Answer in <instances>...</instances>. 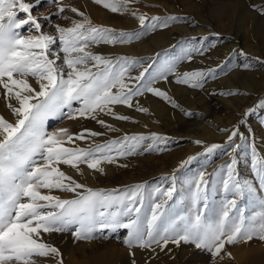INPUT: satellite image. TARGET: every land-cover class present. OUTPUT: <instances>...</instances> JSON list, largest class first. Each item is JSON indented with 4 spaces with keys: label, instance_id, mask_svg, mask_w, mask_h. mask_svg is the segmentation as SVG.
<instances>
[{
    "label": "snow or ice",
    "instance_id": "6c2138e0",
    "mask_svg": "<svg viewBox=\"0 0 264 264\" xmlns=\"http://www.w3.org/2000/svg\"><path fill=\"white\" fill-rule=\"evenodd\" d=\"M46 2L56 7L57 17L71 11L82 19L72 20L67 28L57 25L55 34H51L43 31L40 18L33 14L42 0H0V98L14 118L8 120L0 115V264H64L60 249L47 242V237L54 233L71 234L74 242H91L120 239L119 230L123 229L126 236L122 243L133 257V249L155 252L157 248L164 251L169 244H184L207 253L213 264L217 258H231L226 246L248 244L254 239L264 242V160L257 157L255 149V183L238 177L234 158L211 177L201 172L189 189L191 207L185 214L175 211L179 203L174 200L175 176L169 178L171 184L166 189L157 187L147 194L142 184L105 192L88 188L61 169L64 165L82 175L80 166L86 165L87 169L104 174L102 164L135 154L145 139L163 138L155 134L150 138L124 136L121 141L81 148L74 146L76 141L101 133L84 129L73 134L67 128L49 131L46 124L50 119H91L112 131V126L100 117L129 120L114 111L116 105L147 113V109L133 103L135 97L145 93L178 107L166 92L152 86L160 79L166 81L173 74L177 84L201 88L215 72L210 69L176 74L170 64L149 71V64L132 77L129 69L141 61L112 59L90 51L102 43H129L134 38L131 34H116L112 29L94 26L87 16L63 0ZM93 2L113 13L129 11L130 0ZM258 11L264 15V9ZM132 15L148 31L169 27L170 21L176 20L152 17L146 23L145 15L134 11ZM44 19L51 23L50 18ZM185 58L190 60L191 55ZM259 107H264V101ZM237 137L243 139L234 127L224 145L228 152L238 147ZM221 147L213 144L206 152L213 153ZM193 159L189 157L181 166ZM217 176L219 181L214 179ZM217 183L223 194L219 208L212 199ZM257 190L262 194L259 210L246 215V208L238 205V200L247 196L255 207ZM57 191L71 193L73 197L62 199L53 194ZM132 264H136L135 259Z\"/></svg>",
    "mask_w": 264,
    "mask_h": 264
},
{
    "label": "rangeland",
    "instance_id": "374dc122",
    "mask_svg": "<svg viewBox=\"0 0 264 264\" xmlns=\"http://www.w3.org/2000/svg\"><path fill=\"white\" fill-rule=\"evenodd\" d=\"M242 1L245 3V5L247 7L251 8L252 10H255V6L253 7L254 0H242ZM63 2H64V4L70 5L71 7H76L80 12H82L85 16H87L92 21V24L94 26L106 27V28L114 30V32L116 34L123 32L126 34H131L134 37L131 40V42H129V43L116 44L115 46L102 43L98 46H93L92 48H90L91 49L90 51L95 49L96 52L92 51L94 53H98L97 52L98 50L108 51L109 49H110L109 52H112V51L115 52L113 50V48H120L124 45H128V44L134 43L136 41H145L146 39L155 35L157 32L163 33V31H165L167 29L176 28V26L179 27V26L187 25V26L193 28L194 26H192V24L196 21H200V23L201 22L205 23L207 21H211V22L213 21L212 22L213 24L210 25L211 30H210L209 34H212L211 31H213V34L216 35V37H218L219 39H221L220 40L221 42L218 43V41H216V40L215 41H210V40L202 41L201 40L202 34H199L200 36L199 35L192 36L194 39H192L193 41H191V40L190 41L194 42V44L193 43H191V44L195 45V49L190 54L191 58H194V57L202 58L203 56H206L210 52V50H213V49L218 48V47L221 48V46H223V47L224 46L225 47L230 46V42L232 41L231 39L225 40L227 37V33L225 32V30L217 27L213 16L212 15H211L212 17L210 16V12H209L210 5H213L215 2L219 3V2H221V0H195L194 2L196 4H199L203 9H206L205 12L201 13V18L200 17L197 18L198 14H196L193 9L185 6L187 4L188 0H130V2L128 4V8H132V9H129L128 12H125L123 14L113 13V12L105 9L101 5L94 3L93 0H63ZM249 3H252V4H249ZM171 5H173L175 7L174 8L176 10L175 12H172L170 10ZM133 11L138 13V14L145 15L148 18L146 23H150L152 17H157L161 21L165 20L168 17H175L176 20L170 21L169 27H166V28L157 27L154 30L148 31V30H145L141 27L138 20L132 15ZM55 12H56V7L48 5L46 0H42V3L37 8L33 9V14L36 15L38 18H40V22L44 26L43 27L44 32L55 34V26L59 25L61 27H65V28L71 27V21L72 20H81L82 19V17L72 13L71 11H66L65 13L61 14L60 17H57L56 15H54ZM236 13L231 16L232 19L235 17L234 20H236L238 18V16L241 14V12H236ZM21 15H23V14H21ZM129 16H131V18ZM44 17L50 18L51 23H48L44 19ZM64 17H67V19ZM130 20H132V22H130ZM224 21L225 22L227 21V17H225ZM200 29L203 30V27ZM258 30L259 31L257 32V35H254L252 32H251L252 34L249 33L248 35H246L243 42L248 44V46H250V47H255V48L257 47V49H258L259 48L258 44L261 43V41L264 42V31L260 30V28H258ZM138 33H140L141 35L137 36L136 34H138ZM230 33H231V35H229L230 37H233L237 34L235 29L231 30ZM179 34L180 33H178V31L175 30L170 35L172 37H178ZM228 42H229V44H228ZM211 44H215V47H209V45H211ZM241 44H242V41L241 42L240 41H234L235 47L233 48V51L229 52V54L230 53L231 54L230 55L228 54V56L223 57V59H221V57H219L222 55V53L221 54L217 53V55H215V56L208 57V58L217 59L218 60L217 65L218 66L211 64V62H210L211 59L210 60L209 59L201 60L199 62L189 63L188 65L186 64L187 66L184 67V69L180 73V74H183L185 72H192L195 70L208 71L210 69L214 70V72H215L214 76L207 78L204 81L203 86L201 88H191L192 91L190 90L193 93L192 99L194 101L197 100L198 98H200L202 100V103H204L205 107H203V108H205L206 111H203L201 103L197 102V104H195L196 108H197L196 111L199 112L200 114H202L203 116L208 117V118L204 119L205 120V121H203L204 124L202 123L204 126H207V127L210 126L211 124H209L210 123L209 120L211 118H209V117H211V115L215 111H218V110L220 111L222 108H224L223 104L220 103L217 99H223V98L225 99V98L229 97L226 95H224V96L218 95V93H222L221 89L215 90V87H218V86L222 87L228 83L234 85V83H231L232 81H235L236 84H238L239 86H242V85H240V83H241V81L239 80L240 78H238V79L236 77L232 78L231 75H232V72L235 70H238V68L241 69V72H249V69H244L245 67L242 69V66H245L247 63L244 61L245 57L253 58V59L257 60V63H261V62L263 63L262 64L263 66L259 67L256 65L255 67H253V69H252L253 71L259 70V69L264 67V54L262 52L261 53L258 51L256 52V50L254 51V50H252V48H250V49L244 48V47H242ZM168 48H169V50H168ZM168 48H167V50H164V48H163V52L158 53L159 55L158 54L157 55L152 54V55L144 56V57L140 58L139 60H137V61H141V62L143 61V63L140 64L142 66H140V65L132 66L129 69L130 76H132V77L138 76L140 71H142L143 68H147L149 64H152V69H150L149 71H152L153 69H160L164 65L170 64V65L174 66L173 67L174 73H177V70L180 69V67L183 64H185V63H183V64L178 63L179 60L177 58V55H178V50L180 47L178 46V44L176 45V43H175L174 46L168 47ZM150 49H151V47L147 48L146 50H150ZM238 49H239V51L237 52V54H236V52L234 54V51H236ZM262 49H264V48H262ZM200 50H203L202 54H201ZM241 53H243V54H241ZM117 57H120V56H117ZM123 57L126 58L127 56H123ZM250 61H252V60H250ZM257 63L255 61V64H257ZM145 65H146V67H145ZM137 67L142 68L140 70L138 69L139 73H137L138 72V70H136ZM255 68H257V69H255ZM174 76L175 75H173V74H169L167 79L174 78ZM226 78H227V80H226ZM228 79H229V82H228ZM160 81H163V79H160ZM222 81H224L226 83L224 84V82H222ZM156 83H158V82H155L154 84H156ZM154 84L152 85L153 87H154ZM242 84H244V83H242ZM177 85L183 86V84H177ZM154 88H156V87H154ZM160 90L163 91L162 89H160ZM153 96L154 95L151 93H145L142 96L135 97L133 103H134V105L136 103H138L139 105H144L146 103V101L148 102V99L152 98ZM174 100L176 101V99H174ZM262 101H264V92H262L261 94H255L254 97L250 98V102L245 107L246 108L245 113L248 112V110H250V109H252L253 111H251L247 117H245V113H244V115L239 118L240 120L238 119L235 121L236 123L234 122V127L238 128L240 134L243 136V139L240 140V144H239L240 146L239 147L243 146V148L246 149L245 150L246 153H248V155L250 156V161H246V163L244 164L246 166H243L244 170H242V171L238 170V164H240V163H236L235 171L238 174V177L242 180L243 179H246V180L251 179V181L253 179L256 180V178L254 176L253 167H252V165H253V149H255L257 157L260 160H264V118L262 117L263 115H261L260 107H259V105L261 104ZM177 102H179V101H177ZM182 106L185 107L184 105H182ZM166 117H167V119L165 120L164 118H166ZM166 117H162L161 121H163L162 123H164V124L168 123L167 127L165 128L167 131L169 130L171 132L174 130L178 134H182L185 131L186 127L191 128L190 126L184 125L182 123L179 124V122H177L178 119L177 120L174 119V117H172L171 115H169V116L167 115ZM221 117L224 120L226 119L225 115H221ZM192 120H194V119H192ZM192 120H190V121H192ZM242 120H244L245 122L241 123ZM211 121H212V119H211ZM70 123L72 124V121L69 119H50L46 124V128L49 131H51L53 129L56 130L58 128H67L68 129V127L70 126ZM254 124H255V128L254 127L252 128V126ZM189 125H191V124H189ZM81 126H84V125L81 123V124H78L77 127L83 129ZM164 126H166V125H164ZM77 127H75V130L78 131ZM210 127H212V126H210ZM85 129L91 130V128L89 126H86ZM113 131L114 130H112L110 133L113 134L112 133ZM168 137H170L169 139H171V140L173 138L176 139V137L171 138L170 135L169 136L167 135V138ZM227 138H228V136H226L225 139L222 140V142H221L222 147H221V149L219 148L220 149L219 152H218L219 149H217L213 153H207L206 148L213 145V144H209V145H207V147L205 149H200L199 146H196V149H194L193 152H191L188 156H186V158H189V157L199 158L197 160L198 163H199V161H201L203 159L204 160L207 159L206 160L207 162H206V164H204L205 166L203 165V167L196 168L197 166L194 163H193L194 165L190 166V169L193 172V174L191 173V175H188V177L186 179L184 178V181H185L184 187L186 190L190 189V187L193 185V183L197 179L198 174L200 172L210 170V171L206 172V177H211L214 172H216L223 165L227 164L230 160H232L234 158L236 151L234 150L233 153H231V152H228V149L226 147H224ZM235 143H237V140H235ZM142 144L143 143H141V147L139 148V150H141V148L143 146L147 147V145H148V144H143V145ZM152 144H155V145L151 147V150L145 149L142 152L140 151V155L138 156V160L143 159L144 161H149L150 164L154 163V161H157V164L159 165L160 171H154L152 168H146L143 170L141 166L147 165L148 162H145L142 165V161L132 160L131 158H133V155H128L126 157H127V159H130L129 162H127L129 164V166L125 167L122 165L121 166L118 165L119 170L115 174V176L112 177V180H111V181H113L112 185L108 186V188L104 187L105 192H112L113 190H124V189L130 188L131 184L136 182V184L145 185V192L147 194L149 192H152L157 187L162 188V189H166L167 187H169L171 184V180L169 178H171L173 176H175V183L177 184V181L181 177L180 174H183L185 172L184 171H183V173L178 172V170H181V169H180V167L178 168L177 166L174 168H171V170H169L170 163L171 162L173 163L175 160H177V162L179 163V161L182 157V153H184L188 149V146H191L190 142L182 138V140H179V141L175 140L173 142L168 143V145L166 144L164 146H159V144L156 143V141ZM111 154L114 155L115 152H112ZM192 154H198V155L193 156ZM208 154H210V156ZM208 157H210V158H208ZM208 159H210V160H208ZM81 166L86 167V165H81ZM166 169H167V171H166ZM182 170H181V172H182ZM196 170H198L200 172H198ZM100 176L102 178L98 179L97 182H100V183L106 182V179L103 176V174H101ZM214 179L219 181V176L215 177ZM219 187H221V185L219 183H217L216 184L217 191L212 194V199L214 202L217 198H219V196H221L220 194H222V193H220ZM92 189L93 190H100L101 188L94 187ZM261 195L262 194L259 192V190H257V198H256L255 207L253 206V204L249 203V198L247 196H245L244 199L238 200V205L245 207L246 208V215H249L253 211L259 210L258 200H259ZM220 199L221 200L223 199V194H222ZM174 200L179 201V203L177 204V206L175 208V211L180 213V214L187 213V211L189 210L191 205H189L190 204L189 202H187V204L185 202L183 204H181L180 201H183V200L181 199V194L177 193V191H176V193H174ZM172 203H173V201H169V204H172ZM186 205L189 206L188 210L186 209ZM219 206H215V207L219 208ZM55 235H57V236H55ZM125 236H126V230L121 229V230H119L120 239H116V238H112V239H108V240L96 239V240H93L91 242H84V241L74 242L73 238L72 239H65V238L62 239L59 237V234L54 233L50 237H47V242L53 244L54 246H56L60 249V251L62 252L63 257H64V264H66L65 252H64L65 247H66V249H71V252L73 254L72 256L76 262H80L83 264H100V262L103 258V256H101V255L106 254L107 252H108V255L110 256V260H113V261L115 260L114 264H132L133 259H135L136 264H155L154 262H156V260L158 258L161 259V262H162L161 264H173L175 262V261H172V263H170V259H169L170 257L168 255L164 256L163 253L165 251L164 252L161 251L162 253L159 252L160 251V250L158 251L159 248H157V251H155V252H152L150 250H143V251L140 250L141 251V252H139L140 254L134 255V257L131 256L129 253H127L128 252L127 250H129V249L126 248L122 243V239ZM72 242H74V243H72ZM257 244L259 245V243H257ZM262 246L263 247H261V249H262V252L264 253V245H262ZM229 247L226 246V250H229L232 246L230 248ZM81 249H84L83 250L84 253L83 252L81 253V251H82ZM192 249H194V246H192ZM119 250H121L123 253H119ZM194 250H196V249H194ZM124 251H126V252H124ZM196 252H197V250H196ZM199 252L200 251L198 250V253ZM200 253L202 254V255L200 254L201 257L203 258V256H204V258L206 259L204 264H213L211 257L207 253H202V252H200ZM160 254H162V255H160ZM222 255H223V253H222ZM165 257L166 258L168 257L167 260L164 259ZM224 257H226V256H224ZM207 260H208V262H207ZM209 260H211V261H209ZM225 260H226L225 264H230L229 258H228L229 261L226 258H223V260L220 258H217L215 260L214 264H222V263L224 264V262H222V261H225ZM163 261H165V263ZM201 264H203V262Z\"/></svg>",
    "mask_w": 264,
    "mask_h": 264
},
{
    "label": "bare ground",
    "instance_id": "6f19581e",
    "mask_svg": "<svg viewBox=\"0 0 264 264\" xmlns=\"http://www.w3.org/2000/svg\"><path fill=\"white\" fill-rule=\"evenodd\" d=\"M194 1L195 0H188L187 4L185 6L193 9L194 12L196 14H198L197 18L198 17L201 18V13L205 12L206 9H203L199 4H196ZM30 2H31V0H30ZM249 4H252V3H249ZM253 4H254L253 7L255 6V10H252L251 8L247 7L242 0H221V2H219V3L215 2L213 5H210V7H209L210 8L209 9L210 16L211 15L213 16L214 21L216 23V26L225 30V32L227 33V37L225 40L231 39L232 41L230 42V46H228V47L221 46V48L218 47V48H215L213 50H210V52L206 55L207 57L206 56H203L202 58L194 57V58H191L190 60L185 58L188 55H190L191 52L194 51V49H195V45H193L194 42H191V41H193L192 39H194L192 36L202 34V37H201L202 41H205V40L215 41L216 40V41H218V43L221 42L220 41L221 39H219L218 37H216V35L213 34V31H211L212 34H209V32L211 30L210 25L213 24L212 23L213 21L212 22L207 21L205 23L201 22L202 24L200 23V21H196L194 23L192 22L193 23L192 26H194L193 28H191L187 25L179 26V27L176 26V28L167 29V30L163 31V33L157 32L155 35L151 36L150 38L146 39L145 41H136L134 43L124 45L120 48H113L112 47L115 52H113V51L109 52L110 49L108 51L98 50L97 54H102L103 56L109 57L112 59L118 58L117 56H120V57L127 56L126 58H128L130 60H139L140 58H142L144 56H148V55H152V54L157 55L158 53L163 52V48H164V50H167L168 47H172L176 43V45L178 44V46L180 47L178 50V55H177V58L179 60L178 63L179 64L185 63L180 67V69L177 70L178 74H180L182 72V70L184 69V67H186L189 63L199 62L201 60H207V59L210 60L211 59L210 60L211 64L218 66L217 65L218 64L217 59L208 58V57L215 56V55H217V53H220V54L222 53V55L219 56V57H221V59H223V57L228 56L229 52L233 51V48L235 47L234 41H240V42L242 41V44H241L242 47L249 48V49L252 48V50H254V51L256 50V52L258 51V52H260V53L262 52L264 54V49H262V48H264V42L263 41H261V43L258 44L259 45L258 49H257V47L256 48L250 47V46H248V44L243 42L246 35H248L249 33L252 32L254 35H257V32L259 31L258 28H260V30L264 31V15L259 14L260 12L258 11V9H264V0H254ZM174 8L175 7L173 5L170 6V10L172 12L176 11ZM129 9H132V8H129ZM236 12H241V14L238 16V18L236 20H234L235 17L232 19L231 16L233 14H235ZM129 17L131 18V16H129ZM225 17H227L226 22L224 21ZM132 20H130V22H132ZM201 26L203 27V30L200 29V28H202ZM233 29L236 30L237 34L233 37H230L229 36V35H231L230 31ZM175 30H177L178 33H180L178 37H172L170 35ZM191 43H193V44H191ZM228 44H229V42H228ZM150 47H151L150 50H146L147 48H150ZM168 50H169V48H168ZM92 51L96 52L95 49ZM238 51H239V49L234 51V54H235V52L237 54ZM250 60H252V61H250ZM244 61L247 63L245 66H242V69L245 67L244 69H249V72H241V69H239L237 67L238 70L233 71L232 75L230 74L232 76V78L233 77L234 78L236 77L237 79L240 78L239 79L241 81L240 85H242V86H239L238 84H236L235 81L231 82V83H234V85L229 84V83L225 84L226 82L222 81L225 84L224 86L215 87V90L221 89L222 93H226V92L231 91V92L238 93V94L232 95V96L230 95L231 97L229 96L228 98H225V99L224 98L223 99H217L220 103L223 104L224 108H222L220 111L219 110L215 111L211 115V117H209L212 119V121H211V119L209 120L210 121L209 124H211L210 126H212V127L204 126L203 121H205L204 119L208 118V117H205L196 111L197 108H196L195 104H197V102L201 103L202 108L205 107L204 103H202V100L200 98H198L197 100L194 101L192 99L193 98V95H192L193 93L191 92L192 87H189L186 85L178 86L177 83L175 82V80L177 78V76L175 75L174 78L167 79L166 81L165 80H163V81L159 80L160 82L158 81V83L154 84V87L162 89L164 92L167 93V95L169 97H171V99L173 101H175L174 99H176L175 103L178 105V107H173L170 103L165 102L163 99L156 97V96L149 98L148 102L146 101V103L144 105H139L140 107L147 109L148 110L147 113L137 111L135 109V107L129 108V107H126L123 105H116V106H114V111L119 115L128 116L130 119L127 121H123V120L113 119L111 116L102 115L100 118L103 119L107 124L111 125L112 128L114 129V131L112 132L113 134L110 133L111 132L110 130L102 127L96 121H93L91 119L71 120L72 124L70 123V126L68 127V129L73 134L80 133L82 130L85 129L86 126H89L91 128V131H93V132L101 133V135H99L97 137H93L91 139H86L83 141H76L74 146H78L81 148H88L90 145L94 147L96 145L106 144L107 142L113 141V140L121 141V140H123L124 136H129V137H131V136H144V137L150 138L153 134H155L158 137L163 138L162 140H156V143H158L159 146H164L166 144L168 145V143L173 142L175 140H178V141L182 140V138L189 141L191 146H188V149L184 153H182V157H181L179 163L175 159H174L175 161L173 163L172 162L170 163L169 170H171V168H174L177 166L178 168L180 167L181 170L183 169L182 172H181V170H178V172H180V173H183V171L185 172L183 174H180L181 177L177 181L176 188H177V193L181 194V199L183 200V201H180L181 204H183L184 202L187 204V202H189L190 203L189 205H191V201L189 199V190H186L184 187V185H185L184 178L186 179L188 177V175H191V173L193 174V172L190 169L191 165L195 164L197 166V167L195 166L196 168L203 167V165L206 164L207 159H205V160L203 159V160L199 161V163H198L197 160L199 158L195 157L190 163H187V164H184V166H181L183 162L188 160V158H186V156H188L191 152H193L194 149H196V146H199L200 149H205L207 147V145H209V144L221 145L222 140H224L225 137L228 136L229 131L234 127V122L236 120H238L241 116L244 115L245 110H246L245 107L250 102V98L254 97L255 94H261L262 92H264V72H263L264 67L259 69V70H255V71L252 70L253 67H255L256 65L259 67L263 66L262 65L263 63L262 62L257 63V60H255L253 58H247V57L244 58ZM255 61L257 64H255ZM142 63H143V61H142ZM140 66H142V65H140ZM145 67H146V65H145ZM138 69L140 70L142 68L137 67L136 70H138ZM255 69H257V68H255ZM139 70L137 73H139ZM229 79H228V82H229ZM226 80H227V78H226ZM32 83L35 86V82L32 81ZM242 83H244V84H242ZM0 92H2V89H0ZM218 95H221V93H218ZM177 101H179V102H177ZM182 105H184L185 107H183ZM203 111H206V109L203 108ZM260 112H261V115H263L262 117L264 118V107H260ZM185 113H191V115L189 116V115H186ZM0 114L3 115L8 120L14 119L11 116L10 111L5 107V101L2 98H0ZM167 115L168 116L171 115L176 120L178 119L177 122H179V124L182 123L184 125L190 126L191 128H189V127L187 128L185 126L186 129L182 134H178L174 130L171 132L169 130L167 131L165 128L167 127L168 123L166 122L167 124H164V123H162L163 121H161L162 117H166ZM221 115H225L226 119L224 120L221 117ZM164 119L166 120L167 117ZM192 119H194V120H192ZM190 120H192V121H190ZM81 123L84 125V126H81L83 129L77 127L78 124H81ZM163 124L166 126H164ZM189 124H191V125H189ZM75 127L78 128V131L75 130ZM253 127L255 128V124L252 126V128ZM221 129H223L225 131H220ZM51 131H55V129H53ZM167 135L168 136L170 135L171 138L176 137V139L173 138L171 140V139H169L170 137L167 138ZM235 140H237L236 144L238 145V147L235 149L236 153L234 155V159L236 160V163H240V164H238V170L242 171V170H244L243 166H246V165H244L246 163V161H250V156L248 155V153H246V151H245L246 149L243 148V146L239 147L241 138L237 137ZM195 141H201V144H197V143H195ZM154 142L155 141H153L151 139H145L141 143L148 144L147 147L143 146L141 148V150L137 149L135 154H132L133 155V158H131L132 160L142 161V165H143V163L148 162L147 165L141 166L143 170L146 168H152L154 171H160L159 165L157 164V161H154V163L150 164L149 161H144L143 159L138 160V156L140 155V151L142 152L145 149H147L148 147L154 146L155 144H152ZM220 149L218 150V152L220 151ZM231 153H233V151H231ZM192 155L196 156L198 154H192ZM208 155L210 156V154H208ZM114 156H115V154H114ZM208 158H210V157H208ZM119 159L120 158H117L114 163H111V164L104 163L101 165L104 168L103 176L106 179V182H101V183L97 182L98 179L102 178L100 176L101 174L98 172H94L92 170H89L84 166H80L82 169V172H83L82 175L78 174L75 170H73L67 166L61 165L60 167L63 171L66 172L67 175L71 176L77 182L86 185L88 188L92 189L94 187H99V188H101L100 190H104V187L108 188V186L112 185L113 181H111V180H112V177L115 176V174L119 170L118 165H120V166L122 165L125 167L129 166V164L127 162H129L130 159H127V157L121 158L120 160ZM208 160H210V159H208ZM166 171H167V169H166ZM196 171H198V170H196ZM207 171H210V170L202 171L205 174V176H206ZM198 172H200V171H198ZM248 181L255 183L254 179L252 181H251V179H248ZM135 185H139V184H136V182H135V183L131 184L130 187L135 186ZM219 188H221V187H219ZM220 193H222V192L220 191ZM53 194L60 196L62 199H71L73 197V194L66 193V192H58L57 191V192H53ZM220 195L222 196V194H220ZM221 196H219V198H217L215 200V206L220 205ZM188 208H189V206L186 205L187 210H188ZM55 236H57V235H55ZM59 237L62 239L63 238L72 239L71 234H59ZM72 243H74V242H72ZM257 243H259V245ZM262 245H264V242H260L259 240L254 239L253 241L249 242L248 244H238V245H234L232 247L230 246L231 248L228 246L230 249L227 250V252H229L231 254V258H229L228 256H226L224 258H226L227 260L229 258L230 264H264V253L262 252V249H261V247H263ZM169 249L171 251H169ZM194 249H192L191 245L181 244L180 247H176L173 244H169L168 248H166L164 250L165 252L163 251L164 252L163 254H164V256L168 255L170 257L169 258L170 263H172V261H175L173 264H199V263L201 264L202 262L204 264L206 259L204 258V256H203V258L201 257L202 254L200 252L198 253V250L196 252V250H194ZM81 250H82L81 253L82 252L84 253V251H83L84 249H81ZM159 250L160 249H158V251ZM127 251H128L127 253H129V250H127ZM132 251L135 253V255H138V254H140L139 252H141L140 249H133ZM156 251H157V249H156ZM64 252H65L66 264H83V263L75 261V259L72 256L73 254L71 252V249H66V247H65ZM124 252H126V251H124ZM159 252H161V251H159ZM119 253H123V252L121 250H119ZM160 255H162V254H160ZM101 256H103V258H102L100 264H112V263L114 264L115 263V260L114 261L110 260V256L108 255V252L106 254L101 255ZM167 258L165 257L164 259L167 260ZM211 260H209V261H211ZM163 262L165 263V261H163ZM207 262H208V260H207ZM222 262H224V264H225L226 260L222 261ZM154 263L155 264H161L162 262H161V259L158 258L156 260V262H154Z\"/></svg>",
    "mask_w": 264,
    "mask_h": 264
}]
</instances>
